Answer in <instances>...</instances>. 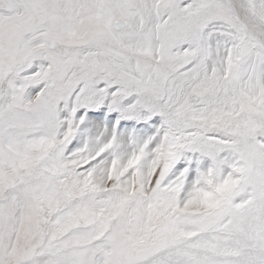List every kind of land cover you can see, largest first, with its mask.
<instances>
[{"label":"snow or ice","instance_id":"obj_1","mask_svg":"<svg viewBox=\"0 0 264 264\" xmlns=\"http://www.w3.org/2000/svg\"><path fill=\"white\" fill-rule=\"evenodd\" d=\"M0 264H264V0H0Z\"/></svg>","mask_w":264,"mask_h":264}]
</instances>
